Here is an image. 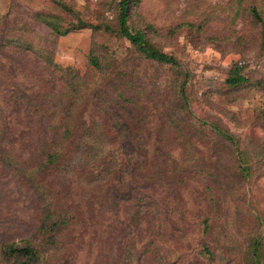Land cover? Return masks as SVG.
I'll list each match as a JSON object with an SVG mask.
<instances>
[{"label":"trees","instance_id":"16d2710c","mask_svg":"<svg viewBox=\"0 0 264 264\" xmlns=\"http://www.w3.org/2000/svg\"><path fill=\"white\" fill-rule=\"evenodd\" d=\"M142 1L111 0L113 25L106 21L87 25L82 18L65 25L60 15L44 12H37L35 19L56 37L87 26L93 28L96 36L114 34L127 40L133 53L174 67L183 81L177 78L178 93H170L165 99L155 98L146 89L133 91L134 77L126 78L128 89L123 88L117 78L124 76L116 70L118 65L114 58H109L104 43L94 42L89 53L91 74L83 75L72 65L56 62L52 51L36 47L24 38L23 32L17 34L14 27L20 23L11 27L6 15H0V71L5 72L2 56L8 57L10 50L34 55L42 61L43 71L40 84L34 80L26 86L15 76L9 78L12 84L9 93H15L12 99L18 103L21 100L29 107L25 114L29 121L19 123L23 127L17 124L16 132L9 128H6L8 134L3 128L0 130V264H69L68 255L78 229L75 226L85 216L95 217L96 221L101 216L102 220L108 219L105 213L109 208H102L100 204L106 203L110 195L111 206L126 203L127 217L111 220L107 227L111 247L120 249L124 258L117 263L109 257L106 264H143V256L152 257L151 264H222V255H217L218 242L207 237L223 217L217 213L201 217V210L194 229L204 234L203 240L194 243L184 234L179 240L180 227L172 219L176 208L166 203L171 193L154 186L167 184L162 178L167 172L142 173L149 163L147 141L154 129L162 132L168 126L184 147L183 163L187 166L194 165L197 159L205 162L207 155L217 154L216 160H207L204 166L206 169L208 165H217L215 174L207 171L204 177L206 185L202 195L205 201L209 200L208 208L214 212L224 209L226 218H231L228 206L233 200L240 201L244 206L242 215L254 216L258 225H264L252 194L254 181L264 176V78L254 80L246 66L236 61L223 82L227 93H222L231 95L232 101L239 102L237 105L242 106L240 101L247 104L241 113L247 114L244 118H237L232 111L223 113H230L228 116L240 126L259 128L260 135L242 136L217 119L198 117L187 90L192 73L182 69L179 59L150 37L154 30L152 23L144 28L133 21ZM60 5L71 10L68 5ZM251 12L263 25L264 38L261 11L252 6ZM14 69L18 67L9 66L15 75ZM144 90L147 93H142ZM202 101L219 107L222 100L207 97ZM16 118L19 117L16 115ZM158 123L162 128H155ZM161 155L159 145L157 156ZM153 180L158 182L145 184ZM11 184L18 186L19 191L24 187L34 199L38 207L34 215L22 216L5 206L9 201L8 191L13 188ZM76 189L86 204H80L83 200L73 196L71 192ZM68 190L70 195L65 193ZM100 196L102 201L98 204L96 197ZM236 215L240 216V210ZM89 221L94 223L91 218ZM249 246L253 263L264 264L261 238Z\"/></svg>","mask_w":264,"mask_h":264},{"label":"rangeland","instance_id":"374dc122","mask_svg":"<svg viewBox=\"0 0 264 264\" xmlns=\"http://www.w3.org/2000/svg\"><path fill=\"white\" fill-rule=\"evenodd\" d=\"M110 1L0 0V15H6L11 27L16 22L20 23L14 27L17 34L23 32L24 38L30 39L36 47L44 51H52L56 62L63 66L72 65L83 75L91 74L89 53L94 48V42L100 41L107 46L106 53L110 55L109 58H114L116 61L118 65L116 70H120L121 75L124 76V78H117V82L123 88L128 89L125 79L134 77L136 87L133 91L146 89L157 99L159 97L165 99L170 96V93H178L176 79L180 78L183 81V78L176 75V69L133 53L130 49L131 44L127 40L109 33L96 36L93 28L89 26L77 28L66 36L56 37L50 33V29L45 24L35 19L37 12H44L60 15L64 18L65 25L77 23L81 18L87 25H96L104 21L113 25ZM60 4L68 5L71 10L62 8ZM252 6L258 7L264 19V0H143L133 15L134 23L144 28L152 23L154 30L150 33V37L164 51L174 54L179 59L182 69L192 73L193 76L187 85V90L191 93L193 100V112L198 117L217 119L242 136L245 134L260 135L261 131L255 126H240L237 121H233L228 116L230 113H223L232 111L237 118L240 116L244 118L247 114L241 115V113L247 104L246 101H240L242 106L237 105L239 102L232 101L231 95H222V93H227L223 90V82L231 65L236 61H241L246 66V70L250 72L254 80L264 78L263 25L251 12ZM7 54L8 57L2 56L6 62L5 72L0 71V130L3 128L8 134L10 132H7L6 128L16 132L17 124L23 127L22 124L29 121L25 115L29 107L22 104L21 100L18 103L12 99L15 93H9L12 87L9 82L10 76L13 78L15 76L18 81L26 83L27 86V84L34 83V80L39 81L38 84H40L43 71L40 67L42 61L36 60L38 58L34 55L16 50H10ZM12 64L18 67V70L14 69L15 75L9 70ZM146 90L142 93H147ZM207 97L216 101L220 98L222 100L219 101L220 106L202 101ZM157 101L160 102V100ZM16 115L19 118H16ZM158 127H161V124L158 123L155 128ZM179 142L169 126L162 132L154 129L146 143L149 158L146 166L150 167V170L144 166L142 173L166 171L165 177L162 178L167 184L154 185L158 182L157 180L145 184H153L160 189L163 187L165 191L168 190L171 193L166 203L170 208H176L172 219L180 227L179 235L184 234L189 241L200 243L204 234L197 233L194 229L198 214L201 210V217L217 213V216H222L223 219L212 227L207 239L218 242L217 255H222L220 256L223 259L222 264H255L253 263V251L249 244H252L256 238H261L264 249V225L262 227L258 225L254 216L249 218L242 215L241 211L244 206L240 201L233 200L228 206L231 218H226L227 213L224 209L214 212L210 206L208 208L209 200L207 198L205 201L202 195L206 185L204 177L207 171L215 174L217 165H208L206 169L204 166L207 160H216L217 157L214 156L217 154L207 155L205 162L197 159L196 163L189 167L183 163L184 147ZM159 145L162 147L160 157L157 156ZM220 174L223 175L224 171L222 170ZM141 181L144 182L145 178ZM159 181L162 182V180ZM207 183L211 184V182ZM11 186L13 188L8 191L10 196L5 206L15 209V212L22 216L25 213H27L26 217L34 215L38 208L34 199L24 187L21 186L22 190L19 191L18 186L14 184ZM253 189L252 194L256 206L260 207L264 222V176L254 181ZM78 192L76 189L71 193L77 200L79 198L83 200L80 204H86L87 201ZM65 193L70 195V190ZM96 201L100 204L102 197H96ZM111 201L112 196L110 195L106 203L100 204L102 208H109L105 213L108 219L102 220L101 216V219L98 218L96 221L95 217L85 216L78 221L75 226L78 229L73 237L75 243L68 255L69 264H106L105 261L109 257L114 258L117 263L122 262L124 257L120 249L111 247V240L108 239L106 230L111 220H119L118 217L126 220L127 205L122 203L119 207H113ZM118 208L120 213L117 216ZM239 210L241 217L236 215ZM89 218L94 223H90ZM182 239L181 235L179 240ZM204 260H202L203 263H206L207 261L204 262ZM141 262L151 264L152 257L143 256Z\"/></svg>","mask_w":264,"mask_h":264}]
</instances>
